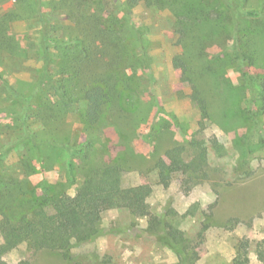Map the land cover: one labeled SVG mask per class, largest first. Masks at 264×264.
<instances>
[{
    "label": "rangeland",
    "instance_id": "obj_1",
    "mask_svg": "<svg viewBox=\"0 0 264 264\" xmlns=\"http://www.w3.org/2000/svg\"><path fill=\"white\" fill-rule=\"evenodd\" d=\"M44 1L46 8H40V13L16 16L8 29L20 49L18 55L5 53L1 57L0 74L8 88L0 83V177L8 186L15 183L18 194L28 192V188L31 194H41L47 185L51 194L72 195L85 178L89 156L78 157L74 177H70L66 153L47 141L57 139L74 147L86 138L101 156L112 141L124 147L116 154L124 170L123 185H151L150 215L137 218L124 208L103 212L98 234L71 249L73 258L96 255L110 257L113 264H179L162 231L166 224H172L184 231L194 246L198 264H262L256 256V244L264 238V95L256 93L255 104L249 105L252 96L239 73L236 54L262 70L263 74L256 76L261 83L264 0H233L234 11L217 6L226 19L218 25L213 39L203 43L205 49L199 54L191 51L186 39L180 43L179 13L175 15L170 8L149 6L143 0H94L106 5L105 17L114 16L135 28V36L131 35L150 59V69L136 74L117 66L124 76L118 75L120 96L124 79L126 85L130 82L125 90L129 96L122 99L128 112L117 113L106 104L101 124L95 128L86 127L82 120L83 100L78 98L69 106L63 103L58 76L43 89L38 86L46 64L44 49L48 48L47 56L54 60L50 66L54 71L57 59L73 46L75 38L65 29L70 26L67 15L54 11L58 0ZM15 4V0L0 4V16L13 11ZM237 9L256 10L262 16H241L230 24ZM84 11L92 13L93 8ZM206 13L197 10L182 19ZM235 30L239 31L237 46ZM12 89L31 96L34 108L16 100ZM39 101L54 110L66 109L58 132L35 117ZM29 135L38 136L44 144L35 150ZM176 144L186 147V160L201 156L207 161L206 179L186 184L187 177L165 157ZM161 172L171 176L167 188L160 181ZM16 193L4 195L11 209L15 208ZM153 227L156 233L151 231ZM0 264L72 262L61 253L36 252L27 245L8 250L0 236Z\"/></svg>",
    "mask_w": 264,
    "mask_h": 264
},
{
    "label": "trees",
    "instance_id": "obj_2",
    "mask_svg": "<svg viewBox=\"0 0 264 264\" xmlns=\"http://www.w3.org/2000/svg\"><path fill=\"white\" fill-rule=\"evenodd\" d=\"M6 1L8 0H0V4ZM139 1L142 0H133V3ZM143 1L149 6L170 8L175 15L179 13L177 15L179 22L177 31L181 35L180 43L184 44L186 39L192 48L191 51L197 54L204 51L203 43L213 39L218 25L226 19L221 8L223 7L222 9L227 11H234L236 8L233 0ZM15 2L16 6L13 11L0 16V66L1 57L5 53L18 55L20 49L19 42L8 34L10 22L16 16L20 18L36 16V13H40V8H46L44 0H37V2L35 0H15ZM55 2L54 11L67 15L70 26L65 29H68L75 38L72 42L73 46L67 48L63 55L57 59L58 66L54 71L50 69L54 60L48 57L50 56L47 54L48 48L44 49L46 64L38 82L39 88L43 89L47 83L53 82L54 78L58 76L65 105L69 106L78 98L84 101L85 108L81 112V117L88 128H95L101 124L106 104L110 105V108L117 113H127L128 110L124 109L122 99L129 96L125 90L130 88V82L128 81L126 85L124 79L122 91L125 97L122 93L120 96L117 89L118 75L124 76L119 72L117 66L122 65L126 70L135 74L139 70L150 69V59L143 51L144 47L141 45L142 48H140V44L135 43V28L129 27L124 20L114 18V16L105 17L106 5L95 4L94 0H58ZM217 6L221 8H217ZM88 7L93 8L92 13L84 11ZM208 9L214 12L209 13L206 11ZM197 10L207 13L196 19L184 20L187 15L193 14ZM235 13L233 12L230 24L241 16L244 18L262 16L260 12L250 9H237ZM238 33V30L234 31L235 46L239 43ZM237 53L239 73L251 93L252 98L248 103L252 106L255 104L253 98L256 93L258 96L264 95V78L261 83L256 80V76L262 75L263 72L253 68L252 64L245 61V56ZM248 54L250 55L248 57H251L249 52ZM251 60L253 62L254 58ZM130 80L132 79L130 78ZM0 83L8 88L1 74ZM13 94L22 105L34 108L31 96L24 93L19 94L14 90ZM199 102L203 115L207 117L204 101ZM37 107L34 112L35 117L41 118L52 131L58 128V132L59 123L62 124L66 109L54 110L49 104L42 101H39ZM131 108H135V106ZM28 140L33 144L35 150L44 144L38 136L29 135ZM56 140L47 141V144L64 150L67 155L66 165L70 177H74V166L78 157L89 156L88 166L84 171V180L72 195L66 192L51 194L48 191V186L44 185L45 183L41 194L35 192L31 194L27 186L28 192L23 191L18 194L15 192V187H17L15 183L8 186L5 180L0 177V236L8 250L27 245L36 252L61 253L63 258L71 261L72 264H113L111 258L107 256L103 258L96 255L91 258L85 256L73 258L70 252L74 247L94 239L99 232L102 213L107 210L124 208L129 210L134 217H148L150 215L148 197L152 193V187L148 184L130 187L123 185L124 170L116 160V154L123 150V146H117L110 141L107 153L101 156L96 149H92V142L89 139L84 138L74 147L68 143L56 142ZM213 143L216 149L221 148L216 139ZM185 151V146L176 144L165 152V157L187 177L186 184H191L197 179H206L207 161L201 156H195L188 161L184 158ZM43 163L41 162V164ZM160 181L167 188L170 186L171 176L161 172ZM14 193H16L15 208L11 209L4 201V195L10 196ZM154 226L157 227L158 224L156 223ZM152 229L151 231L156 233L155 228ZM162 231L166 236L167 245L177 253L179 264H198V253L185 236L184 231L172 224H166ZM256 256L259 262L264 264V238L256 244ZM90 259L91 261H89ZM238 264H242V262Z\"/></svg>",
    "mask_w": 264,
    "mask_h": 264
}]
</instances>
